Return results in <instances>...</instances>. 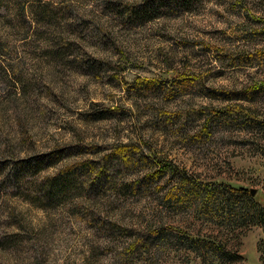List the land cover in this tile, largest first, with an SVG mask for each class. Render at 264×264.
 Instances as JSON below:
<instances>
[{
  "label": "rangeland",
  "instance_id": "rangeland-1",
  "mask_svg": "<svg viewBox=\"0 0 264 264\" xmlns=\"http://www.w3.org/2000/svg\"><path fill=\"white\" fill-rule=\"evenodd\" d=\"M17 1L0 0V162L129 143L149 158L102 166L106 151L77 154L71 163L95 169L45 207L30 197L71 159L19 183L7 165L0 264H264L263 229H237L228 207L179 179L264 204V131L216 114L264 118V93L249 95L264 83V0ZM158 158L173 166L161 178Z\"/></svg>",
  "mask_w": 264,
  "mask_h": 264
},
{
  "label": "trees",
  "instance_id": "trees-1",
  "mask_svg": "<svg viewBox=\"0 0 264 264\" xmlns=\"http://www.w3.org/2000/svg\"><path fill=\"white\" fill-rule=\"evenodd\" d=\"M17 2L18 6L22 9L26 8L27 4L29 3H38L39 6L44 7L40 1L38 2V0H18ZM262 55V53H257L256 55L253 54L250 59L256 61L257 59H261ZM189 80L193 79L189 78ZM136 87V84H132L131 86H128V90L135 91V89H137ZM263 91L264 83L258 88L257 92L252 89V91L249 92V95L252 96L262 94L264 93ZM216 93L219 92L205 90L204 94L215 95ZM230 109L231 110L224 109L223 111H219L216 114L225 117L226 120L242 119L245 125L250 126L254 124L264 131V118H262L263 116H260L257 112L248 111V109H245L242 106H237ZM68 151H70V155H67ZM104 151H106L107 154H105L103 162H101L102 166L104 164V166H109V163L118 162L119 165L117 166L123 165L127 167L139 162L147 163V159L149 158V155L145 154L143 148L132 143L114 144L107 147L78 146L69 149L65 148L61 150H55L50 154H45L42 156H31L21 160H10L8 164L6 160H3V162H0V172L6 169L8 167L7 165L13 164L12 174L9 176V179L16 181L17 183L25 182L23 180L25 177L38 175L51 166L71 159L69 163L66 164V166L69 165L77 154L88 153L94 155L96 153L100 154ZM119 160H123L122 165ZM155 163H158V168L161 169L160 172L157 173L159 178L165 176L167 171H171L173 169L172 164H169L167 161L161 158H158ZM115 166L116 165H110V167L113 169L116 168ZM93 169H95L94 160H81L80 162L71 163V165L67 166V168H65L62 172H58L55 175L44 179L45 181L37 186V195L30 197V201L35 203V205L45 207L48 202H54L60 197L64 196L69 191V189L74 186L75 182L82 181L89 173L88 171L93 172ZM101 172H103V170ZM174 172H176V170ZM157 178L153 177L152 179ZM149 179H151V177ZM179 179L181 181V191L188 194L197 191L201 196L204 195L205 197H216L215 201L217 203H221L222 207L225 209L228 207V209L234 213V220L232 223L235 225V227H237V229L258 226L264 231V204L259 202L257 198H253L250 190L232 184H203L201 182L192 180L187 173L182 171L179 172ZM147 182L148 181L144 179L142 182L137 183L136 186L140 185L141 187H144ZM203 205L207 206L206 204ZM204 242L209 245L215 244L210 239L204 240ZM262 244L263 242L261 245ZM217 250L220 252V256L222 258H230V254L225 250L224 246H218ZM259 252L262 254L261 259L264 262L262 246H259ZM238 258L239 257L236 255L235 258H232L229 261L237 262Z\"/></svg>",
  "mask_w": 264,
  "mask_h": 264
},
{
  "label": "water",
  "instance_id": "water-1",
  "mask_svg": "<svg viewBox=\"0 0 264 264\" xmlns=\"http://www.w3.org/2000/svg\"><path fill=\"white\" fill-rule=\"evenodd\" d=\"M255 193H256L255 191H253V190L251 191V194H252V196H254V195H255Z\"/></svg>",
  "mask_w": 264,
  "mask_h": 264
}]
</instances>
